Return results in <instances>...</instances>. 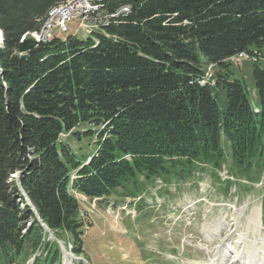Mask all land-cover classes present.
<instances>
[{"label": "trees", "instance_id": "obj_1", "mask_svg": "<svg viewBox=\"0 0 264 264\" xmlns=\"http://www.w3.org/2000/svg\"><path fill=\"white\" fill-rule=\"evenodd\" d=\"M63 1L0 0V264H58L68 237L81 254L75 191L134 198L226 160L264 173V0H96L129 11L85 37L29 36ZM254 51L257 111L231 64ZM78 125L96 129L87 162L61 139Z\"/></svg>", "mask_w": 264, "mask_h": 264}, {"label": "rangeland", "instance_id": "obj_2", "mask_svg": "<svg viewBox=\"0 0 264 264\" xmlns=\"http://www.w3.org/2000/svg\"><path fill=\"white\" fill-rule=\"evenodd\" d=\"M103 13L104 11H96L94 15L102 17L105 15ZM107 19L100 20L99 24L107 25L111 20ZM81 28L83 27H80L75 19L68 23V32L61 33L58 28H53L52 34L60 37L69 34L85 37L92 32L87 33L88 28L85 27V31ZM29 36L36 38L32 34ZM53 38L50 36L47 42ZM259 60L262 62L263 58ZM256 61L258 57L254 51L248 53L247 58L236 57L231 63L236 76L244 81L255 111L258 109L254 103L256 91L251 63ZM213 74L214 65H208L202 82L213 83ZM220 108L223 109L222 103ZM88 129L91 131L86 136L84 133H88L85 131ZM74 130H84L83 134L80 133L81 139L64 133L61 134V139L87 162L89 155L97 149L95 137L90 138L96 129L78 125ZM224 164L227 172L223 176L231 181L227 193L225 185L217 178L218 171L217 176L213 177L207 170L195 184L180 186L178 192L174 185L162 188L158 194L161 203L159 207L150 197H147L146 204L141 199H123L120 191L113 190L104 198L93 199L73 192L79 202V215L85 223L81 235L82 253L77 255L70 249L73 244L70 237L65 241L58 240L63 249L58 264H206L215 248L219 250L226 245L229 247L230 256L233 248L234 254L239 256L244 250V239H239V234L246 231L248 217L254 209L259 213V224L256 231H253V225L250 226L246 240L249 246L254 243L252 251L256 252L255 263L262 264L260 257H264V218L259 207L261 194L264 193V173H233L237 178L235 179L230 175L234 170L230 169V162L226 160ZM75 177L73 175V178ZM204 198L208 201L206 204ZM205 205L212 212L207 221L209 228L203 234L198 215L199 208L202 209ZM161 213H170L168 218L171 219ZM54 238L55 236L49 238L48 234V239ZM41 253L42 251L36 252L25 264H32L36 256L42 259ZM250 256L252 255H248ZM241 262L245 263L244 260L239 263Z\"/></svg>", "mask_w": 264, "mask_h": 264}, {"label": "bare ground", "instance_id": "obj_3", "mask_svg": "<svg viewBox=\"0 0 264 264\" xmlns=\"http://www.w3.org/2000/svg\"><path fill=\"white\" fill-rule=\"evenodd\" d=\"M97 2L98 1L88 0L87 3H86V10L87 11H93V12H96V11H101L102 12L103 9L101 7V4L99 2L98 3ZM77 3H78V0H65V1L60 2L59 4L51 7L49 9L46 17L44 18V20L41 22L40 25H47V23L51 20V16L53 14H56L57 11L61 7L66 6V9H73V8H75ZM128 11H129V7L127 5H125L124 8H121V9L117 10L115 13L107 14V17L125 14ZM99 22H101V21H98L96 23H92L91 21H86V19H78V25L80 27L88 28V32L87 33H89V31L92 30L93 28L99 27L101 25V24H99ZM33 32H38V30L31 31L28 34L29 35H31V34L33 35ZM66 32H68V30H66ZM66 32H61V33H66ZM50 36L54 37L55 35L52 34V33L48 34L47 35V39H43L40 42H47L49 40L48 38ZM1 39H2V32L0 30V42H1ZM258 214L259 213H258L257 210L254 209L252 211L251 215L248 217V220H247V229H246V231L239 234V239H244L243 240L244 250L242 251V253L239 256L237 255L238 257L230 256L229 255L230 252L228 251L229 247H227V245H226V246H224V248L217 250L216 251L217 253H214V255L218 256V258H217L218 261L216 260L217 262H211V263L208 262L206 264H238L242 260L245 261V263L241 262L243 264H256L255 263V261H256V255L255 254H256V252L252 251V248L254 247V243L249 246L248 243H247L248 240H246V238L248 237V233H249V229H250L251 225H253V231L257 230V226L259 224V218H260V216H258ZM248 255H252V256H250L248 260H245V258L248 257ZM260 261L262 262V264H264V257L263 256L260 257Z\"/></svg>", "mask_w": 264, "mask_h": 264}, {"label": "built area", "instance_id": "obj_4", "mask_svg": "<svg viewBox=\"0 0 264 264\" xmlns=\"http://www.w3.org/2000/svg\"><path fill=\"white\" fill-rule=\"evenodd\" d=\"M87 1L88 0H78V3L73 9H66V6L61 7L56 14H53L51 16V20L47 23V25H40L38 28V32H33V36L36 37V41L40 42L43 39H47V35L52 33L53 28H58L59 32H66V30H68V23L75 19H86V21H91L92 23L107 19V11H104L103 14L105 15L102 17L95 16L94 14L96 12L87 11ZM82 3L83 5H81ZM124 7L125 6L120 7L119 9ZM81 29L84 30V27ZM237 57L247 58V54L241 53Z\"/></svg>", "mask_w": 264, "mask_h": 264}, {"label": "water", "instance_id": "obj_5", "mask_svg": "<svg viewBox=\"0 0 264 264\" xmlns=\"http://www.w3.org/2000/svg\"><path fill=\"white\" fill-rule=\"evenodd\" d=\"M2 32V31H1ZM2 38H3V35H2ZM22 57H25V55H22ZM15 176H18V174H16ZM26 200H27V204L28 205H30L31 206V208H32V210L36 213V209L34 208V206H33V204L31 203V201L29 200V198L26 196ZM36 215H37V213H36ZM42 225H43V227L46 229V231L48 232V234H49V238H53L54 236H53V232L52 231H50L49 229H48V227L44 224V223H42ZM60 248H61V251L63 250L62 249V247L60 246ZM65 252V251H64Z\"/></svg>", "mask_w": 264, "mask_h": 264}]
</instances>
